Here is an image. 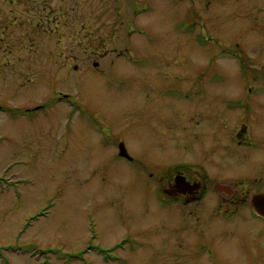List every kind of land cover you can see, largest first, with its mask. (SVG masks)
I'll return each instance as SVG.
<instances>
[{
	"label": "rangeland",
	"instance_id": "374dc122",
	"mask_svg": "<svg viewBox=\"0 0 264 264\" xmlns=\"http://www.w3.org/2000/svg\"><path fill=\"white\" fill-rule=\"evenodd\" d=\"M263 85L264 0H0V264H264Z\"/></svg>",
	"mask_w": 264,
	"mask_h": 264
},
{
	"label": "flooded vegetation",
	"instance_id": "af4514ba",
	"mask_svg": "<svg viewBox=\"0 0 264 264\" xmlns=\"http://www.w3.org/2000/svg\"><path fill=\"white\" fill-rule=\"evenodd\" d=\"M250 73L254 75H258V70L256 68L250 67ZM258 90L261 89V86L258 85ZM264 87V85H263ZM257 91V90H256ZM185 166V167H184ZM176 174H181L184 179L181 182L176 183L173 181V175H170L163 182V185L159 187V191L164 193L165 198L169 200H180L183 203H187L189 201H196L201 199L205 184L206 177L201 173L190 171L188 165H183L182 167H176L174 169V176ZM234 201V200H230Z\"/></svg>",
	"mask_w": 264,
	"mask_h": 264
},
{
	"label": "water",
	"instance_id": "95a60500",
	"mask_svg": "<svg viewBox=\"0 0 264 264\" xmlns=\"http://www.w3.org/2000/svg\"><path fill=\"white\" fill-rule=\"evenodd\" d=\"M96 65V63H94ZM118 154L125 158L131 159V156L126 151L122 142L118 144ZM184 177L181 174H176L173 181L176 183L181 182ZM215 192L225 201L232 200L236 195V187L229 181L221 180L213 184ZM250 207L254 214L264 219V192H257L252 194L250 198Z\"/></svg>",
	"mask_w": 264,
	"mask_h": 264
}]
</instances>
